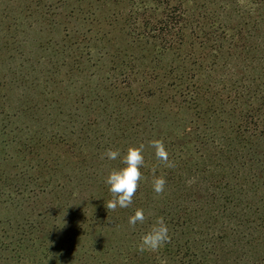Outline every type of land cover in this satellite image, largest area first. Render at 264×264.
Masks as SVG:
<instances>
[{
  "label": "trees",
  "instance_id": "trees-1",
  "mask_svg": "<svg viewBox=\"0 0 264 264\" xmlns=\"http://www.w3.org/2000/svg\"><path fill=\"white\" fill-rule=\"evenodd\" d=\"M248 1L246 15L236 12L239 18L200 19L184 0H130V12L120 19L131 30L120 47V136L114 131L111 138L120 140L121 156L130 146L143 145L145 164L133 201L107 210L112 194L105 178L88 177L73 189L71 178L43 183L60 202L56 211L66 207L61 199L73 197L76 188L89 192L87 203L78 205L94 211L72 207L64 223L82 219L78 230L120 227V250L113 255L120 264L264 263V0ZM146 78L161 81L160 88H148ZM96 119L82 122L81 129L97 126ZM91 132L82 134L98 141V152L112 143L105 132ZM69 140L58 130L34 136L30 144L58 147ZM156 140L174 167L156 158L150 145ZM47 159L46 167L63 170L60 156ZM154 176L166 180L160 195L152 190ZM5 181L18 195L26 191L14 180ZM98 190L104 191L102 200ZM137 209L144 210L145 222L133 229L127 221ZM157 217L168 225L170 242L156 252H137L140 236ZM88 251L79 257L101 252Z\"/></svg>",
  "mask_w": 264,
  "mask_h": 264
},
{
  "label": "rangeland",
  "instance_id": "rangeland-1",
  "mask_svg": "<svg viewBox=\"0 0 264 264\" xmlns=\"http://www.w3.org/2000/svg\"><path fill=\"white\" fill-rule=\"evenodd\" d=\"M184 1L200 19H236L239 9L246 15L250 7L248 0ZM226 5L232 11H224ZM130 10V0H0V264H120V257L113 256L120 250V227L78 230L82 219L64 223L68 210L87 203L89 192L76 188L73 197L61 199L66 207L56 211L60 202L43 183L71 178L73 189L81 180L105 178L120 167L119 158L102 156L108 149L120 151V140L113 143L111 136L120 130V47L131 30L120 19ZM146 81L148 88L162 84ZM93 118L97 126L81 129ZM96 129L112 142L104 151L82 134L93 136ZM58 130L67 132L69 142L31 146L34 136ZM59 156L62 171L44 165ZM7 178L26 187L23 195L8 186ZM99 191L102 200L104 191L95 194ZM94 248L101 251L95 257H79Z\"/></svg>",
  "mask_w": 264,
  "mask_h": 264
},
{
  "label": "clouds",
  "instance_id": "clouds-1",
  "mask_svg": "<svg viewBox=\"0 0 264 264\" xmlns=\"http://www.w3.org/2000/svg\"><path fill=\"white\" fill-rule=\"evenodd\" d=\"M150 145L155 149V156L164 163L168 168L174 167L172 161L168 159L167 152L163 143L159 140L151 141ZM110 161L120 159L123 167L112 169L105 177V184L112 194L106 204L107 210L114 211L117 207L127 208L133 201V196L137 191L138 183L142 179L140 171L145 164L143 156V145L130 146L126 153L121 156L119 150L108 149L102 156ZM166 180L163 176H154L152 180V190L157 195L164 192ZM145 213L143 209H137L133 215L128 217V225L135 228L138 224H144ZM170 242L169 228L163 217H157L147 231H145L139 239L136 250L139 253L146 251L156 252Z\"/></svg>",
  "mask_w": 264,
  "mask_h": 264
}]
</instances>
